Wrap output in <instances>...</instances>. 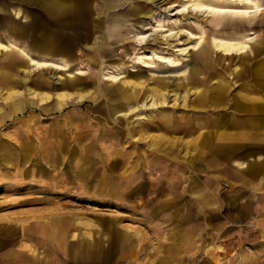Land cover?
<instances>
[{"label": "rangeland", "instance_id": "1", "mask_svg": "<svg viewBox=\"0 0 264 264\" xmlns=\"http://www.w3.org/2000/svg\"><path fill=\"white\" fill-rule=\"evenodd\" d=\"M160 1L72 0L59 24L45 13L43 0H0V42L10 38L34 59H42L46 53H34L28 46L42 33L52 35L71 53V76H64L81 81L80 92L71 90V98L57 99L62 71L37 70L18 51L0 52V75L14 72V88L23 98L29 97L28 87L52 95L39 107L27 104L21 110L0 87V264H264V165L253 179L257 184L234 175L230 163L208 165L196 190L208 189L206 204L188 192L193 172L173 159L194 155V132L212 118L207 104L213 92L223 95L213 103L226 104L240 88L262 90L254 81L258 75L246 69L259 58L254 59L253 47L262 49L264 56V11L246 22L245 30L254 32L256 40L240 60L215 50L211 37L242 30L214 26L202 13L197 24L186 15L173 17L179 20L159 31L173 28L179 36L166 42L158 32L146 43L133 38L135 28H145L154 14H173L172 8H164L180 2L167 0L159 8ZM10 8L20 9L23 16L15 19ZM144 8L149 15L138 14ZM115 19L123 24L116 25ZM9 22L21 27L22 34L12 37ZM113 26L120 27L118 32ZM200 30L205 38L199 48L185 54L172 51L174 45L187 48ZM147 50L170 54L176 66L155 62L146 67L139 57ZM46 58L60 63L55 55ZM12 64L18 72L11 70ZM119 67L120 80L141 82L137 108L129 118L108 119L103 114L104 93L112 82L105 73ZM78 70L81 75H76ZM237 70L242 87H237ZM176 71L182 72L171 73ZM34 80L47 87H35ZM155 86L179 98L168 96L166 107H149ZM194 88L198 93L191 94ZM164 116L166 129L156 127ZM115 127H132L135 133L124 137L121 132L115 137L120 145L112 147L109 138L115 136ZM159 140L158 146L150 145ZM258 144L254 152L264 156V141ZM84 157L90 162L84 163ZM254 205L261 210L253 215ZM124 231L131 234L130 243L117 239ZM79 234L99 239L100 248L79 252ZM109 234L114 244L107 256L102 251Z\"/></svg>", "mask_w": 264, "mask_h": 264}, {"label": "bare ground", "instance_id": "2", "mask_svg": "<svg viewBox=\"0 0 264 264\" xmlns=\"http://www.w3.org/2000/svg\"><path fill=\"white\" fill-rule=\"evenodd\" d=\"M151 1H154V0H151ZM166 2L167 0H161L159 2V6L157 7L160 8L162 5L166 4ZM43 4H44L43 7L45 10V13L48 15V17L54 22H57L59 24L64 23V19H61V18L63 17V15H65V13L68 10L72 8V0H43ZM169 8H172L171 10H174L173 14L166 15V14L161 13V14L152 15V20L146 24L145 28H142V29L135 28L134 29V34L132 37L137 40H140L141 42L146 43V41L149 39V37L153 35V33L158 32L161 34V37L164 38L163 39L164 42H166L167 40H169L170 37L177 38L179 36L178 33L173 32V28L172 29L166 28L163 31H159L160 29H163L165 26H168V24H174L176 23L177 20H179L177 17L176 20L173 21V17L178 16V15H186V20L194 24H197V21H196L197 15L202 13V14L209 15V19L211 18V21L213 20L212 22L214 26H217V27L219 26L228 27L229 26L230 28L236 29V31L242 30V33H237L233 31L232 34H226L222 36L213 35L211 37V41H212V45L214 49L222 53L223 56H228L229 58L236 56L238 59L240 58L243 59L245 55L247 54V49L249 48V44L250 43L255 44V40H256L254 32L245 30L246 22L249 23V22L255 21L256 20L255 18L258 17V14L264 11V0H180V2H178L177 4L173 3L169 5L167 8L165 7L164 9H169ZM10 12L12 13L15 19L21 18L23 16V13L20 11V9L10 8ZM138 14L149 15L150 13L147 12L144 8V9H139ZM121 21H122L121 19H118L115 21V24L121 26L123 24ZM7 27L12 37H15V35L18 36L22 34V28L17 26L13 22H9ZM119 28L116 26H113V30L116 32H118ZM189 35L191 34L189 33ZM204 38H205V33L204 31L200 30V34L198 35L197 38H195V40L191 42H187L185 44V47L187 48L181 47L179 45H174L172 46V51L180 53V54H185L187 50H191V49L195 50L202 45ZM60 41L59 39L53 37L52 35L47 36L42 33L39 36L38 41H34L30 44V46H28L29 49H33L35 51L34 53H40L42 56H43V53H46L47 56L50 54L52 56L54 55L57 56L60 63H56V62L48 60V58H46L47 56L46 57L43 56L42 59H34L33 57L30 56V54H28L25 51V49L17 47V45L10 38H8L7 42H0V52H8V54L10 53L14 54V51H18L20 52L22 56L27 58L29 63L32 66H34L35 69L37 70H43V69L57 70L59 69V71H62V73L59 75V78H61V81H60V84L56 87L57 91L54 93V96H56V98L60 100L67 99V98L72 97V95L68 91L71 92V90H73L75 93L80 92L79 86L81 84V81L79 80L78 77H76L75 79L74 78L67 79L64 76V75L71 76V73L69 72V67H68V62L71 59V53L69 49L65 48L62 42ZM159 43H163V42L159 40ZM253 48H254L253 57L254 59H256L260 56L259 49L256 46ZM37 49H40V50H37ZM142 57L144 60L142 59ZM139 58L143 60V63L146 65V67H150V68L154 66L155 62H157L159 65L164 64L167 67L176 66V62L173 60L171 55L167 53H160V52H156L153 50H147L143 53V56H140ZM259 60L260 58H258L257 62L256 61L253 62L252 64L253 70L251 72L249 69V72L252 75L256 74L257 72L256 69L259 64ZM14 64L10 65V68L12 71L16 72L17 68ZM238 70H237L236 75L239 81L241 80V73H239ZM21 72H23L24 74L23 76L28 75V72H26L25 69H22ZM181 72L182 71L180 72L176 71V72H171V73L181 74ZM121 73L122 72H121L120 67L116 68L114 71H108L105 73V76L107 77L106 79L112 82L109 85V87L106 88L105 93H104L106 97V102L104 103L105 105L103 107V110H104L103 114L105 118H108V119L110 117L111 118L114 117L115 115H121L122 117L126 116L127 118H129L131 112L137 108L136 101L138 99V93L141 87V84H140L141 82L140 80H136V79H126L122 81L120 80L122 78ZM81 74H82L81 70H78L76 72V75H81ZM17 82L18 80L16 79L14 72H8V74L6 75H0V87L6 88V91H7L6 97L14 98L15 106L18 109L22 110L23 108L26 107L27 104L28 105L31 104L34 107H37V106L39 107V105H41L40 103L46 102L52 96L51 94L45 91H40L32 87H28L27 91H28L29 97L26 100L25 98H23L24 93L22 91L15 90L14 85H16ZM32 82L34 86L37 88L47 87L44 83L40 81L34 80ZM19 84L23 86L27 85V83H24V82L22 83L19 82ZM150 91L151 93L149 94V96H150L151 104H149V107H155V106H158V104L161 107H166L165 99L168 96H174L175 99L179 98L177 93H173L172 95H170V92L163 90L161 86H155L151 88ZM245 91H247L246 94L249 95L250 97L251 96L253 97V95H255V92L252 90L251 91L245 90ZM196 93H198L197 89L194 88L193 90H191V94H196ZM216 96L219 97L220 94L219 93L215 94L212 100H215ZM242 107L245 108L244 104L238 102L237 108H242ZM139 119H147V117L146 115L144 116L139 115ZM167 123H168V118L164 116V117H161L158 122H156L155 126L161 129H166V127L168 126ZM150 127L152 128V126ZM112 131L114 132V135H115L114 137L112 136L113 138H109L110 145L112 147H116L120 145L121 143L119 141L120 138H115V137L116 136L119 137V134L121 132H123V135H125L124 137H127L135 133V130L132 127L131 128L127 127L125 130L123 128L115 127ZM160 142H161L160 140L157 141V143L155 141L154 144L150 143V145L158 146ZM129 143L132 144L130 140H129ZM133 143H135V140L133 141ZM137 144L138 143L136 142V145ZM207 153L208 152H206V154ZM86 154H89V151H86ZM88 162H90V159L88 157H84V163H88ZM232 163L235 167L241 170L249 169V165H250L248 160H239V159L235 160L234 159Z\"/></svg>", "mask_w": 264, "mask_h": 264}, {"label": "crops", "instance_id": "3", "mask_svg": "<svg viewBox=\"0 0 264 264\" xmlns=\"http://www.w3.org/2000/svg\"><path fill=\"white\" fill-rule=\"evenodd\" d=\"M16 1L21 2L23 0ZM261 50L262 49H259V55L261 54ZM259 58L260 61L256 69L258 78L254 81H256V83L259 82L258 84H260L262 90L257 92L258 88L252 86L251 89L255 92V95H253V97H250L246 94L247 91H245V89L242 90L240 88L230 98L228 96V102L226 104H215L213 102H215L218 98H223V95L219 93L220 96H216L215 100H212V102H210L211 104H213V106H211V104H207V108L209 109L208 111L211 112L210 114L212 117L210 122H207L204 124V126H200L199 128H197L199 133H197L196 131L194 132V136H196L194 139L195 145L193 146L195 147L194 155L191 156L190 153V156L181 157L182 159L173 156L174 164H177L178 162V167H183L186 170H190L191 172H193V176H188V179L189 177L191 178L192 183L189 187L188 192L192 195L196 194L198 196V199L203 201V203L208 204V189L205 188L202 190H198V193L196 192V190L197 183L200 182L202 177L201 174L204 173V169H206L208 165H221L223 163H230L233 168L234 175H236L237 177H241L246 181H251L252 179L253 183L257 184V179L256 181L253 179L258 176L260 166L264 165V156H262L258 152H254L256 146L259 145L258 143L264 141V106H262L264 105V56H259ZM249 69L251 72L253 70V65ZM249 69L247 68L246 70L249 72ZM237 84V87H242L240 85L241 81H238ZM212 94H214L213 96H215V94L218 93L213 92ZM238 102L244 104L245 108H237ZM206 152L208 153L206 154ZM202 156H206L207 158L202 159ZM234 159L248 160L250 163L249 169H238L232 163ZM211 176L212 175L206 177L212 178ZM151 192L156 194L158 191ZM240 201L241 199L240 197H238L237 202L239 206H241L240 208H243L242 206L244 205H242L243 203H241ZM259 210H261V208H259L257 205H254L250 211L254 215V213ZM112 229H114L113 226H109L108 231L113 232ZM50 233L52 232L50 231ZM95 233H98V231H95ZM54 235L55 234L52 233L49 236L53 237ZM78 237L79 239L77 241V249L79 252L85 251L94 253L98 248H100L99 239H88L84 234H79ZM116 237L117 239H120L122 243H130V240L132 238L131 234L127 231H124L121 234H116ZM112 240L113 239L111 238V234H109L107 239L105 240L106 247L102 251L107 256L112 253L111 246L114 244L112 243Z\"/></svg>", "mask_w": 264, "mask_h": 264}]
</instances>
